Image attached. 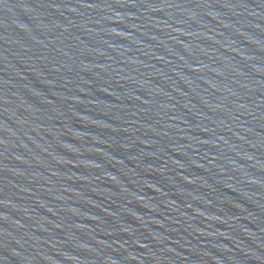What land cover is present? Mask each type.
Segmentation results:
<instances>
[{"label": "water", "instance_id": "1", "mask_svg": "<svg viewBox=\"0 0 264 264\" xmlns=\"http://www.w3.org/2000/svg\"><path fill=\"white\" fill-rule=\"evenodd\" d=\"M0 264H264V0H0Z\"/></svg>", "mask_w": 264, "mask_h": 264}]
</instances>
